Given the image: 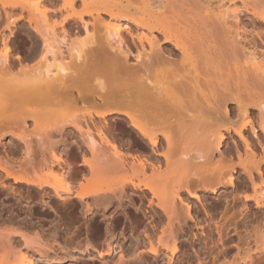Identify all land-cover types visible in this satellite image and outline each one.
Here are the masks:
<instances>
[{"label": "bare ground", "instance_id": "bare-ground-1", "mask_svg": "<svg viewBox=\"0 0 264 264\" xmlns=\"http://www.w3.org/2000/svg\"><path fill=\"white\" fill-rule=\"evenodd\" d=\"M0 21V110L14 105L0 139L23 147L0 153V264L65 262L38 235L16 244L33 208L4 209L9 194L77 199L83 254L130 230L114 264L255 263L264 244L242 257L234 235L264 208V0H0ZM22 21L41 42L26 56L10 48ZM74 135L81 160L59 151Z\"/></svg>", "mask_w": 264, "mask_h": 264}, {"label": "rangeland", "instance_id": "rangeland-1", "mask_svg": "<svg viewBox=\"0 0 264 264\" xmlns=\"http://www.w3.org/2000/svg\"><path fill=\"white\" fill-rule=\"evenodd\" d=\"M60 14L62 16H60ZM58 17H60L59 19H61L63 17V14L58 13L57 18ZM39 19L41 20L40 16H39ZM5 25H6V21H0V31L5 29ZM19 26L20 27L18 30L15 31L14 36L12 37V42L10 44L12 54L14 55L20 54V55L26 56L35 47L41 48L40 41H36V39H30L28 32L32 30L28 28L29 27L28 23L26 21L25 22L22 21L20 22ZM84 38H85V34L83 33L77 39L82 40ZM63 46H64L63 47L64 50H66V46L65 45ZM4 49L5 47L0 44V53H4ZM11 92H14V91H11ZM9 102L5 107L6 109L4 108V110H0V112L3 111L0 114V120L3 119L6 121L7 120L9 121L10 118H12V115L14 112V105H12ZM9 104L11 106H9ZM83 107H84V110L89 108L85 106ZM31 124H32V121L27 122L28 126H31ZM73 138L74 139L72 140L70 145L66 146V145L61 144L59 146V151L61 150L74 151V155L78 156L81 160V154H82L81 149L82 148L80 149L78 145L79 139L77 138V136L75 137V135ZM11 146H13V135L12 134H6L4 137L0 139V151H1L0 153L2 155H5V151H7L6 153H8L11 159L19 161L21 159L20 157H22L21 155H23L22 153L23 147H21V149L16 148V151L12 153V152H8L11 150ZM237 175L235 174V176ZM239 181L242 182L243 178H241ZM81 183H80V186H83V187L86 186L85 184H88V182L85 183V180H84V184L81 185ZM248 184L251 185L249 181H248ZM250 190L251 189H249L248 192H251ZM231 191L232 190L229 187L226 191V194L230 193ZM223 194H225V192H221L220 195H223ZM53 197H54L53 195L51 197L50 196L46 197L47 202L51 204L53 202L52 201ZM54 199H55V202L52 203L51 205L42 204V203H33L30 205L26 202L20 203V201L17 200V196H14L12 194H9V196L6 197V199H3L4 204H5L4 209L8 208L9 211H11L10 210L11 207H12L11 209L13 210L14 208L16 209L18 205H21V207L23 208H26L28 206H31L33 208L32 212H29L28 214L22 213L20 214L19 218H16L19 224L18 225L19 228H17V230L19 231L17 232V237H16L17 239H18V236H20L19 234L21 233H25V235H28V236L38 235L41 238L42 242L46 244L45 246L47 247L46 249H48L47 251L50 257L65 258L64 259L65 262L61 264H107V263L114 264L121 253L126 255V257L130 255L131 252L129 253V251L132 250L130 248L132 246L134 247V244H135L134 243L135 241H131L132 239L129 238L130 230L126 232L125 238L122 237L118 233V231L116 232L117 233L116 237L113 240L114 250L111 255L105 256L104 258H99L96 252L83 254L82 251H85V248L88 246V244L91 243V235H90L91 233L89 231L90 229L88 228V220L85 217V214H84L85 211L83 210V206L79 204L77 199L74 200V203L72 202L67 203L64 200L57 199V197H54ZM87 200L91 201L89 197L87 198ZM208 200L209 202H212L215 199L212 195H210ZM230 200H231V197H230ZM221 202L224 207L225 202L223 201ZM250 204H251V211L253 214L252 216L253 218L251 219L250 223L246 225V227L245 226L240 227V229H238V234L234 235L235 236L234 242H237L238 244L240 243L241 244L240 248L241 247L243 248L242 250L243 252L241 251L242 257H244L245 254L247 256V253H250V254L253 253V255H255L254 251L257 253L258 250L262 248V245L264 244L263 243L264 242V234H263L264 233V208L262 209L255 208L253 202H250ZM7 211L4 210L2 213L0 212V214L5 215L4 217H7L8 215H10V213H7ZM142 211H143V208H141L138 211V213L140 214L139 217H142L145 219ZM108 214L110 213L108 212ZM99 217H101V213ZM99 220L102 221V217ZM50 221L51 222L54 221L55 223L56 221H58L59 228L54 229V226L52 227L54 223L51 224ZM126 221H127L126 218L123 219L122 223L123 222L124 223L122 225H125ZM103 226L105 227L106 224H104ZM17 239H16V244L17 242L21 244L19 239L18 240ZM19 243H18V246L20 245ZM179 249H181L180 245H179ZM234 249L235 248L233 247V250ZM26 251H27L26 249H22L19 254L23 255L24 252ZM235 251L237 253L236 249ZM245 251H247V253ZM27 252L30 254L33 253L31 251H27ZM244 252L245 254H243ZM178 256H179V252H178ZM36 257H37L35 258L36 261H39L38 259L39 256L36 255ZM160 258L158 262H155L156 260L153 262L155 264H168L166 258L165 259L163 257L162 259ZM258 261H260L261 264L262 262L264 263V253L261 254L258 258H256L255 263L257 262L256 264H259L260 262ZM153 262H151L150 264H154Z\"/></svg>", "mask_w": 264, "mask_h": 264}]
</instances>
